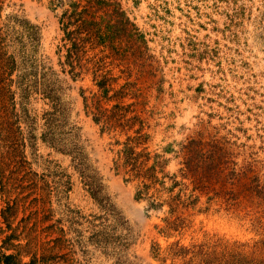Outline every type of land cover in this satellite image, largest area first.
<instances>
[{"label": "rangeland", "instance_id": "obj_1", "mask_svg": "<svg viewBox=\"0 0 264 264\" xmlns=\"http://www.w3.org/2000/svg\"><path fill=\"white\" fill-rule=\"evenodd\" d=\"M70 1L0 0V55L14 59L0 101L19 128L0 174V211L12 205L9 226L0 212V250L27 260L62 234L70 247L59 236L52 252L67 259L45 264H218L238 245L264 255L252 247L264 240V0H115L139 39L128 30L116 54L87 42L73 70L59 22ZM98 73L112 78L105 96ZM111 110L118 117L93 119ZM138 134L129 143L154 177L122 164ZM190 138L216 175L184 173ZM12 228L24 235L6 248ZM174 241L195 245L194 263L166 254Z\"/></svg>", "mask_w": 264, "mask_h": 264}, {"label": "trees", "instance_id": "obj_2", "mask_svg": "<svg viewBox=\"0 0 264 264\" xmlns=\"http://www.w3.org/2000/svg\"><path fill=\"white\" fill-rule=\"evenodd\" d=\"M98 11H101L100 14H97ZM59 22L61 24L62 30L64 32L62 39L63 44L66 42L68 45L65 47V60L67 64L70 66V70L77 65L79 68L81 67V63H79L80 55L85 53V45L87 42L90 44V48L95 45H102V48H107L108 51L113 53H120V51H124L127 48L123 47L121 44L120 38L125 36L129 32V37L133 36L134 40L139 39L138 31L136 30V26L129 20L127 16L124 15V11L120 8V5L115 0H72L69 2L68 7L64 8L59 16ZM129 44L130 52L134 53L136 50L131 47ZM138 45V44H137ZM126 53V52H122ZM2 55V53H1ZM0 55V96L4 94V88L9 82L5 80L6 78L10 81L8 73H10V69L14 65V59L12 55L1 56ZM93 54H91L90 58H87L86 61L93 60ZM105 55V54H103ZM135 58V57H134ZM99 59V58H98ZM97 59V60H98ZM76 60V63L73 61ZM97 60H94L93 63ZM72 72V76L76 75L78 71ZM99 76V77H97ZM94 78L96 79V84L100 88V94L105 96L107 94V90L109 89L106 85L109 80L112 79L107 77L105 73L94 74ZM120 93V90L114 91L111 95H116ZM8 98V97H7ZM12 102H6L5 100L0 101V174H3V165L7 164L4 159L13 160L16 155L17 145L19 143L17 139L18 133V125L16 124L17 118L15 116V111L12 108ZM9 106V107H8ZM114 108H119L117 104H113ZM96 115H93V119L98 121L101 119L104 123L109 122V119L116 115L114 110H111L109 113H105L104 111H96ZM118 117V115H116ZM140 134L136 136H127L124 141V147L121 149L120 156L122 157V164L126 166V171L134 177L141 176L142 179L144 177H154L153 169L154 164L145 165L148 156L142 150H135L134 146L136 143H129L131 141L136 142L140 138ZM197 139L190 138L184 147L186 148V154L183 158V167L184 173H189L191 175L199 176V179H203L204 177H209L216 175L218 172L215 167L217 162L209 161L207 165L203 168H200L198 163V157L200 155L199 150L196 148ZM219 157V156H218ZM28 173H31L29 170L25 169V172L21 175L24 177ZM29 178V177H28ZM34 183V182H33ZM144 185V182H142ZM179 194L173 195L170 198V209L178 203ZM10 204H7L5 208L1 209V216L5 221L6 225L9 226L8 222V213L11 211ZM179 217H176L174 220L168 221V224L173 226L178 225ZM179 222H183L181 219ZM53 223L47 224L46 226H52ZM60 232H62V228L59 227ZM23 231L20 230L18 233H15V228H12L11 232L7 233L3 238V241H9L7 243L9 245H5L6 248L13 247L15 245H20L19 242L12 243L10 239L18 238L20 233ZM24 233H22V236ZM62 235V234H61ZM59 235V236H61ZM59 236L52 237L50 240L53 241L48 247L43 248L40 251V254L36 255L35 252H32L30 257L27 260H21L18 256V252H6L4 250H0V264H45L55 259L62 258V260H66L65 253H56L52 252V247L54 243L62 238L64 246L70 247L71 241L69 238H61ZM49 240V241H50ZM48 242V241H47ZM30 243V238L25 240L24 245H28ZM242 245V244H241ZM264 245V240H255L252 243V247ZM195 245L184 246L178 244L177 241L170 243L167 246L168 251L166 254L170 253L171 257H175L176 255L183 256L187 252H191L189 257L186 259L187 262L193 261V256L198 255V249L194 250ZM158 253V251H155ZM256 250L253 248L250 251H244V249L238 245L233 248L230 252H228L222 259H220V263L218 264H264V255L256 254ZM156 253V254H157ZM166 255L163 256L165 258ZM195 257V256H194ZM200 260L198 259V264ZM194 263V262H191Z\"/></svg>", "mask_w": 264, "mask_h": 264}]
</instances>
